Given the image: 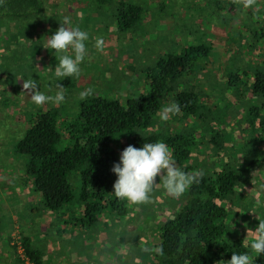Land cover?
I'll return each mask as SVG.
<instances>
[{
    "label": "trees",
    "instance_id": "1",
    "mask_svg": "<svg viewBox=\"0 0 264 264\" xmlns=\"http://www.w3.org/2000/svg\"><path fill=\"white\" fill-rule=\"evenodd\" d=\"M85 1H89L94 13L107 7L114 8L115 15L110 16L115 23L112 20L114 24L111 27L121 35L129 34L130 40L139 34L142 37L156 35L144 27L147 19L144 13L151 10L147 3L132 0ZM197 1L206 3L201 7L203 12L198 13L199 21L210 22L217 29L218 24H214L210 16L216 18L218 29H222L217 30L222 32L231 27L234 20H239L246 30L245 35L240 33L236 50L230 53L222 75L214 76L206 68L212 57L209 44L186 42L184 47H178L176 41L180 38L179 33L183 34L181 31L156 66L147 70L146 81L136 95L122 98L93 93L85 100L80 99L76 114L66 112L65 106L39 110L35 114L26 109L29 126L20 133L16 152L27 159L22 184L40 199L41 207L38 209L56 217L61 213L68 215L77 223L75 227L79 232L70 231L71 236L77 237L90 233L102 223L111 224L109 227L113 230L142 218L156 223L154 232L157 228L158 243L148 248L162 245L163 255L137 249L135 243L138 239L135 237L129 241L132 235L127 234L126 227L122 232L127 238L121 244L117 242L115 233L107 235L111 251L127 242L136 248L128 254L124 264H216L219 260H229L233 252L251 253V249L245 246L248 240L239 234L236 223L246 220L251 213L250 208L256 203L240 196L255 167L262 170L257 193L264 195L263 0H257L250 12H246L242 4H233L232 0ZM189 6L190 11L193 5ZM165 8L166 5L159 6L157 18L174 17L173 13L162 10ZM46 11V0H0V42L11 55L0 56L2 115L12 106H19L20 101L12 99L10 93L19 95L22 92L20 82L25 78L20 74L36 66V58L44 51L41 41L57 30L52 25V18L44 17ZM96 14L99 17L103 15ZM11 25L15 26L16 32H12ZM46 25L51 26L50 29L46 30ZM33 40L37 43L29 47L28 55L13 50L16 41L32 44ZM47 53L50 56L56 54L51 49H47ZM56 65V58H51L48 69ZM43 69L46 75V64ZM203 74L208 79L206 87L210 93L202 94L196 88L202 85V81L197 82L199 86L192 85V81L201 79ZM206 96L215 98L218 104H208ZM173 101L180 104L181 112L171 116L166 123L161 122V108ZM26 110L24 112L27 113ZM230 116L237 120L239 131L245 133L240 149L225 139L226 128L229 129L232 123L229 122ZM188 122L191 125L181 130L174 127V124ZM198 132L202 134L201 140L197 138ZM206 135L209 136L206 138ZM157 141L168 145L173 159L183 171L202 170L201 181L190 186L179 199L156 188L149 204L130 205L116 198L113 185L117 177L112 168L120 162L122 151L129 145L141 148L144 143ZM157 203L156 212L154 205ZM167 205L170 208L165 213ZM134 207L142 208V212L136 213ZM41 211L33 213L41 214ZM63 231L59 230L60 238ZM98 234L104 233H94L97 237ZM46 235L51 239V234ZM22 246L26 260L18 259V264H47L43 247L27 237ZM85 251L86 255H92L88 249ZM251 254L255 264H264V255L256 258L255 253Z\"/></svg>",
    "mask_w": 264,
    "mask_h": 264
},
{
    "label": "rangeland",
    "instance_id": "2",
    "mask_svg": "<svg viewBox=\"0 0 264 264\" xmlns=\"http://www.w3.org/2000/svg\"><path fill=\"white\" fill-rule=\"evenodd\" d=\"M46 1L47 11L44 17L46 19L51 17L52 25L56 29L60 27V22L67 16L72 21L71 26L79 27L81 30L89 33V40L86 41L88 54L84 62L80 64L81 73L79 77L73 76L58 80L55 76V66H51L49 69L48 67L51 58L55 57L57 64L59 63L58 57L60 54L56 53L50 56L47 53V48L44 47L41 56L36 58V66L33 69H27L20 76L25 79H35L38 82L40 91L46 95H55L57 84H61L64 86L65 102L58 105L46 103L42 106H36L31 102L28 94L20 93L18 95L11 92L10 97L18 99L20 104L18 107L12 106L5 115L0 114V264H18V259L26 260L22 246L23 240L26 237L31 239L37 246L44 248L47 264H124V262H127L126 258H128V254L136 248L143 249L145 246H155L158 243L159 233L156 232L157 228L154 232L156 223L153 224L145 218L139 221H130L125 225V230L127 234L130 233L132 235L128 239L129 241L135 237L138 239L135 243L136 248H132L133 246L131 247L127 242L124 246L111 251L112 245L108 244L107 235L115 233L117 242L121 244L127 238L122 232L125 228L124 225H120L117 229L113 230L112 227H109L111 224L107 226L102 223L90 230V233L82 234L81 237H77L76 235L71 236L70 231L74 232L77 230L75 227L77 223L73 222L68 215L61 213V215L56 217V215L45 213L40 208L38 209L37 207H41L40 199L38 196L30 193L27 185L22 184L25 181L27 159L16 152L20 133L25 132L29 126L27 120L28 111L26 109L35 114L39 110L48 111L52 108L65 106L66 112L76 114L80 107L79 94L87 88H92L93 93L99 95L122 98L136 95L138 88L146 81L145 75L147 70L156 66L158 61L167 53V50L172 47L173 40L178 38L177 34L181 31H183V34L179 33L180 38L176 41L178 47H184L186 42L194 45L209 44L212 48V57L210 64L206 68L214 76H220L225 71L230 53L236 50V42L239 40L240 33L245 35L244 32L246 30L239 20H234V24L222 32H218V30L222 29L221 27L218 29L219 23H217L216 18L214 19L210 16L211 21H214V24H218V30L214 29L210 22L199 21L198 13L203 12L201 11V7L205 6L206 3H201L197 0H132V2L137 1L138 3L148 4V8L151 10H147L150 12L145 10L144 15L147 19L144 27L156 35L142 37L139 34L136 39L130 40L128 38L129 34L125 36L121 35L120 32L116 31L115 27H111L115 23L114 18L110 16L111 14L115 15L113 12L114 8L107 7L94 13L88 4L89 1ZM263 2L264 0L262 1V7H264ZM191 4L193 7L189 11V5ZM161 5H166V8L162 10L173 13L174 17L157 18V12ZM245 10L246 12H250L251 9ZM151 12L155 14V17L152 16ZM96 13H102L104 16L101 15L99 17ZM214 15L216 16V14ZM10 27L12 32H16L14 25ZM50 27L46 25V30L50 29ZM47 37L49 36L47 35L41 41L43 46L46 45ZM97 37H103L105 41V49L102 53L98 52L94 46ZM233 38L237 40L234 41ZM33 43L36 44L37 41L33 40L32 44L26 41H16L13 50H19L28 55L29 47L31 45L34 46ZM53 52L55 51L53 50ZM245 53L247 54V52ZM4 54L11 57L7 47L0 42V56ZM44 64L47 66L46 75L43 72ZM197 82H201L202 85L199 86ZM206 82L208 83V79L203 74L201 79L197 81L193 80L192 85L195 87L198 85L199 87L196 88H199L202 94H205L209 92ZM20 83L23 84V81L21 80ZM205 102L210 105L212 103L214 105L218 104L217 100L215 98L211 99L210 96H206ZM237 108L242 112L240 105ZM229 122L232 123L229 129L226 128L227 131H225L227 133L226 142L228 144L234 143V146L240 149L244 144L243 136H245V133L239 131L240 126L237 125V120L233 116H230ZM174 125L176 129L181 130L183 127L191 125V123H177ZM201 135L198 132V140H201ZM208 136L206 135V138ZM261 176L262 170L255 167L252 170L250 182L245 184L244 191H241L240 194V196L256 201L254 207L250 208L251 213L247 219L238 220L236 223L239 234L244 236L248 240V243L251 241V235H247V230H255L259 224L257 217L264 219V195L260 196L257 193V187L261 184H259ZM251 183L252 187H250ZM156 189L164 190L162 185H158ZM163 199L162 197L161 201ZM158 203L154 205L156 212L158 211ZM169 208L170 206H165L164 212H168ZM148 209L150 210V207ZM38 211H41V214L33 213ZM134 211L141 213L142 208L137 207ZM61 219L66 223L63 224ZM157 223L159 225V222ZM59 230H64L61 238L58 234ZM77 232L79 231L77 230ZM95 232L104 234H98V238L94 235ZM46 234H51V239L46 238ZM85 249H88L92 255H86ZM88 257L91 260L87 261Z\"/></svg>",
    "mask_w": 264,
    "mask_h": 264
},
{
    "label": "clouds",
    "instance_id": "3",
    "mask_svg": "<svg viewBox=\"0 0 264 264\" xmlns=\"http://www.w3.org/2000/svg\"><path fill=\"white\" fill-rule=\"evenodd\" d=\"M233 4L243 5L245 9L252 8L257 0H232ZM72 21L65 16L60 22V27L54 34L47 37V49L59 53V63L55 67V76L58 80L68 77H79L81 73L80 64L84 62L88 54L86 41L89 33L79 27H73ZM98 52L105 49L103 37H97L94 44ZM22 94H28L31 102L36 106L46 103L60 104L65 102L66 95L64 86L57 84L55 95H46L38 87V82L33 78L21 79ZM93 94L92 88H87L79 94L81 100L87 99ZM181 106L178 102L164 105L160 112V121L166 123L171 116L178 115ZM112 171L117 179L113 185V193L116 198L127 201L130 205L149 204L153 201L152 193L158 185L171 197L179 199L193 184H198L203 178V171L185 172L178 167L173 159L172 152L164 142L144 143L141 148L132 145L127 146L120 154V162L114 164ZM159 178V182L157 179ZM259 220L255 230L248 229L247 235H251V241L245 246L256 254V258L264 255V219ZM234 227V225H233ZM142 251L146 253L155 252L163 255V246L154 248L145 247ZM251 253H235L227 261L219 260L216 264H255Z\"/></svg>",
    "mask_w": 264,
    "mask_h": 264
}]
</instances>
